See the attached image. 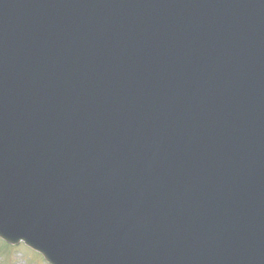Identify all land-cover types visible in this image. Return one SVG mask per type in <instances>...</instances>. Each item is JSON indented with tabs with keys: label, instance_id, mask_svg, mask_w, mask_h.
<instances>
[{
	"label": "water",
	"instance_id": "obj_1",
	"mask_svg": "<svg viewBox=\"0 0 264 264\" xmlns=\"http://www.w3.org/2000/svg\"><path fill=\"white\" fill-rule=\"evenodd\" d=\"M0 237L264 264V0H0Z\"/></svg>",
	"mask_w": 264,
	"mask_h": 264
},
{
	"label": "rangeland",
	"instance_id": "obj_2",
	"mask_svg": "<svg viewBox=\"0 0 264 264\" xmlns=\"http://www.w3.org/2000/svg\"><path fill=\"white\" fill-rule=\"evenodd\" d=\"M0 264H47L25 244L10 245L0 239Z\"/></svg>",
	"mask_w": 264,
	"mask_h": 264
}]
</instances>
